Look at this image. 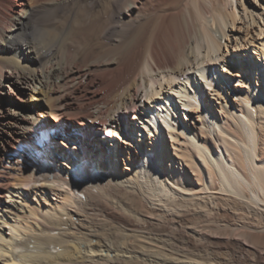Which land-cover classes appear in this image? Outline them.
Returning <instances> with one entry per match:
<instances>
[{"label":"bare ground","instance_id":"1","mask_svg":"<svg viewBox=\"0 0 264 264\" xmlns=\"http://www.w3.org/2000/svg\"><path fill=\"white\" fill-rule=\"evenodd\" d=\"M0 112V264H245L264 230V0H0Z\"/></svg>","mask_w":264,"mask_h":264},{"label":"rangeland","instance_id":"2","mask_svg":"<svg viewBox=\"0 0 264 264\" xmlns=\"http://www.w3.org/2000/svg\"><path fill=\"white\" fill-rule=\"evenodd\" d=\"M44 12H40V11H38L37 13H35V15L33 16V19H32V21L33 22H35V20L37 19V17H39L40 15H42ZM3 88H4V86H3ZM5 88H6V86H5ZM37 97H41V95H37ZM31 98V90L30 89H25L24 90V92L22 93V101H19L22 105H24V104H27L28 103V100ZM6 106H7V108H9L10 109V105L9 104H6ZM7 108H5V111H6V109ZM18 108V107H17ZM8 110V109H7ZM18 110V109H17ZM3 114H2V112H0V119L3 117L2 116ZM2 132L0 131V136L2 135L1 134ZM138 138H139V136H137ZM251 221V220H250ZM232 229V228H231ZM262 231H263V233H262ZM236 232H238L239 234H242V233H247L248 234V236H249V238H250V243L248 244L249 246H250V252H248V254H247V256L246 257H248V258H245V260H244V263L245 264H251V262L253 261V259H254V257H253V255H254V251L252 252V250L254 249V250H257V251H262L261 253L263 254V256H264V250H263V248H264V230L263 229H258L257 231H255V232H247L246 230L245 231H240V230H238V231H236ZM222 233H229V231H227V232H222ZM262 235V236H261ZM251 236V237H250ZM257 236H259V237H261L262 238V241H261V243L260 244H257V242L254 240V238L255 237H257ZM237 237L238 236H236V238L235 239H237ZM253 237V238H252ZM240 238V237H239ZM253 244H254V246H253ZM256 244V245H255ZM262 247V248H261ZM259 248V249H258ZM261 248V249H260ZM218 253H219V257L220 258H222V259H225V260H230L231 258H232V255H231V252L228 250H223V251H217ZM223 252H225V254H223ZM228 252V253H227ZM230 252V253H229ZM252 252V253H251ZM220 253H222V254H220ZM221 255H222V257H221ZM225 257H224V256ZM230 255V256H229ZM250 255V256H249ZM228 256V257H227ZM231 257V258H230ZM227 258V259H226ZM228 260V261H229ZM246 261V262H245ZM232 262V263H231ZM235 262V263H234ZM243 264V263H239V262H237L236 260H233V259H231L230 260V262H229V264Z\"/></svg>","mask_w":264,"mask_h":264}]
</instances>
